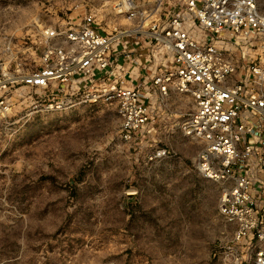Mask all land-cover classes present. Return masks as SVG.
Returning <instances> with one entry per match:
<instances>
[{
    "label": "rangeland",
    "instance_id": "374dc122",
    "mask_svg": "<svg viewBox=\"0 0 264 264\" xmlns=\"http://www.w3.org/2000/svg\"><path fill=\"white\" fill-rule=\"evenodd\" d=\"M131 2L0 0V67L34 70L42 29L88 14L105 33L130 32L139 47L128 49L140 55L184 0ZM255 2L264 13V0ZM139 55L122 71L129 85L148 72ZM47 94L20 88L0 112V264H237L220 185L198 172L200 144L179 126L190 96L156 99L148 126L126 142L114 102L91 103L60 84ZM157 147L167 156L147 160Z\"/></svg>",
    "mask_w": 264,
    "mask_h": 264
},
{
    "label": "built area",
    "instance_id": "2783aa9c",
    "mask_svg": "<svg viewBox=\"0 0 264 264\" xmlns=\"http://www.w3.org/2000/svg\"><path fill=\"white\" fill-rule=\"evenodd\" d=\"M122 3L133 9L131 0ZM131 36L101 31L92 14L75 26L42 29L39 66L20 74L0 67V112L20 88L54 98L59 84L68 85L91 103L114 102L120 138L130 142L148 126L156 99L190 96L179 126L200 144L198 172L220 185L217 207L233 225L234 263L264 264V13L255 0H184L160 32L147 35L148 72L129 85L125 63L139 62ZM166 156L159 147L146 154L149 161Z\"/></svg>",
    "mask_w": 264,
    "mask_h": 264
},
{
    "label": "bare ground",
    "instance_id": "6f19581e",
    "mask_svg": "<svg viewBox=\"0 0 264 264\" xmlns=\"http://www.w3.org/2000/svg\"><path fill=\"white\" fill-rule=\"evenodd\" d=\"M150 34H153V32H152V33H150Z\"/></svg>",
    "mask_w": 264,
    "mask_h": 264
}]
</instances>
